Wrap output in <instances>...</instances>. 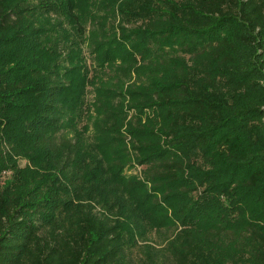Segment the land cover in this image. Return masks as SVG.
<instances>
[{
    "label": "trees",
    "instance_id": "trees-1",
    "mask_svg": "<svg viewBox=\"0 0 264 264\" xmlns=\"http://www.w3.org/2000/svg\"><path fill=\"white\" fill-rule=\"evenodd\" d=\"M0 264H264V0H0Z\"/></svg>",
    "mask_w": 264,
    "mask_h": 264
},
{
    "label": "rangeland",
    "instance_id": "rangeland-1",
    "mask_svg": "<svg viewBox=\"0 0 264 264\" xmlns=\"http://www.w3.org/2000/svg\"><path fill=\"white\" fill-rule=\"evenodd\" d=\"M82 54H83V57H84V60H85V63H86V66H88L90 68L91 71H93V68L92 66L94 65L93 64V61L91 60V58L89 57L88 53H86L85 49L82 50ZM80 75V71H73L72 72V76L74 77H78ZM90 73L87 75L89 76ZM103 78V77H102ZM113 78H115L117 80V83L118 84H121V91L124 90L123 87H125L126 83L128 82V78L127 77H122L118 74L114 75ZM99 81V80H97ZM107 83H104L102 85H99L95 82V85H91L89 83L88 80H85L84 81V92H85V105H86V109L87 111L92 114V116L96 115V113H94V111L92 110L93 108V105L91 104L90 105V102L94 101L95 99V92H94V87L96 86H101V87H106ZM118 90H111L109 91L111 93V95L115 98L118 97V100L120 99L119 101V105H118V108L120 109L122 106L125 108H123V110L125 111L127 109L126 107V102H127V99H125V97H122V94L119 96L116 92ZM118 103V102H117ZM94 104V103H93ZM90 105V106H89ZM109 106H112V105H109ZM134 112L133 109H129L126 111V116H125V119H124V122L130 117V114ZM149 115V114H148ZM89 124V128L92 127V124L89 120H87ZM87 126V125H86ZM78 126H76L75 128H77ZM79 129V127H78ZM84 138H83V144L86 143V141H88L89 137L86 135V133H84ZM123 141H124V144H125V148L123 149V153L126 154V157H127V160L125 161V163L123 164L122 168H121V174L127 178H133V179H139L141 180L142 179V171H141V168L142 166H140L136 160H135V152L133 150L130 149V143H129V137L127 135L124 134L123 132ZM118 148V146H115V147H109V149L107 150L108 154H109V157L107 158V162H111L112 159L116 158L118 156L119 153H116V151H112V150H116ZM114 152V153H112ZM106 155V154H105ZM107 156V155H106ZM20 164L23 163V161H19ZM8 173V172H6ZM143 182H145V180H142ZM144 191L147 192V193H153L152 192V187L151 185L147 184L146 187L144 188ZM155 193V191H154ZM153 193V194H154ZM160 199V197H158V200ZM161 205H164L163 203H161ZM167 215L168 216H172L171 214V210H168L167 212ZM148 228H150V226H148ZM147 228V229H148ZM151 230L149 232V235L151 237H160L161 239L166 235V233H168V231H166L167 229L166 228H161V229H149Z\"/></svg>",
    "mask_w": 264,
    "mask_h": 264
}]
</instances>
